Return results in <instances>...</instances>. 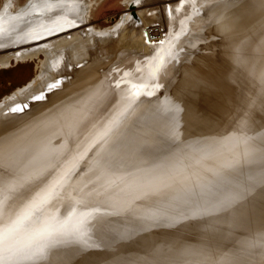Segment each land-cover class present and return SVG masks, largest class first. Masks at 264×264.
Instances as JSON below:
<instances>
[{"label":"bare ground","instance_id":"bare-ground-1","mask_svg":"<svg viewBox=\"0 0 264 264\" xmlns=\"http://www.w3.org/2000/svg\"><path fill=\"white\" fill-rule=\"evenodd\" d=\"M30 1L34 2V0ZM145 1L147 0H142V4L137 7L134 6V0H125L127 9L123 12L120 21L116 25L114 24L115 26L109 28H102L91 21L92 10L95 8L96 0H75L73 4L65 2L63 6L54 7L50 12L44 13L42 17L37 15L26 16V19H24L26 22L24 23L20 20H8V17L28 11L30 8V6H27L28 1L26 2V7L24 3L22 5L24 8L19 10L17 4L15 6L16 10L9 2L8 6L13 10L10 7H7L8 9L4 7L3 10H0V14L5 15L4 27L6 29H16V31L11 32L9 35L0 36V44L4 45L3 48H0V66H5L13 61L35 60L38 67L32 79L0 101V129L4 130V126L8 125L9 122H13L15 126L24 125L23 128L26 129L25 125H33L39 119L45 120L47 117L44 115L47 112L56 113L64 104L71 105L73 102L75 103V101L79 100L76 103L79 105L72 111H68V114H70L68 124L72 127L70 144L63 147H61L62 145L57 146L54 152H50V156L54 158L55 153L56 158L52 160L51 166L49 165L46 168L48 174L43 177L45 183H50L57 179L64 170L70 168L73 158H78L104 130L108 122L114 117H118V114L125 108H127V111L124 115L118 117L121 124L119 128L114 129V139L109 140L107 144L101 141L87 152V155L84 156L87 158L85 162L87 165L84 166V170L78 167L72 179L65 184L64 187H68L66 189L63 188L65 189L64 191H68L69 185H74L72 187L75 190L74 194L76 192H78L76 194H79V190L84 188L85 184H87V188H84L85 192L92 189H95L96 192V189L104 187L105 173L98 172L96 169L98 163H104L105 159L109 161L107 164L108 174L117 183H119V179L113 177V172L124 173L123 176L125 177L127 172L135 171L137 167H148L149 165L141 164L127 155L126 148L117 151L114 150L113 145L115 143L128 145L130 142L149 145L151 142L158 143L162 139H166L168 134L164 131H168L170 127L166 122L158 118L157 111L164 110L167 114V121L174 124V114L166 111L170 105L180 106L181 112L177 118L180 125L183 122L198 124L199 127L196 128V132L205 129L207 130L205 134L208 136L211 128L224 124L223 118H221L222 114L215 116L219 112L220 107L224 108L222 110L226 114L231 111L232 113L234 112L236 99L232 93L238 91L237 88H240L241 82H245V78H249L250 83L254 84L255 78L264 77V9L258 7L260 0H241V3L237 6H233L231 0H228L229 4L227 7L220 5L218 12H221V14L217 16L218 25L215 26H218V30L224 33V43L218 51L211 48V51L201 58L195 57L193 55L195 52L192 54L187 53L184 50L185 48H181L180 39H174V37L180 35L188 18L191 16L187 12L188 6H194L196 0H163L162 4L153 7L151 5V7L145 6ZM154 1L156 2L157 0ZM16 2L18 3L17 0ZM31 2L29 3L30 5L32 4ZM52 2L56 4L57 0H52ZM194 11L197 12V10ZM64 14H67L69 19L75 20L77 27L67 28L65 26L66 30L64 32H57L51 36L44 33L45 39L39 41L33 40L23 34L29 26V21L34 25L42 18L47 22L56 16ZM128 15L132 16V22H129ZM136 21H139V24L136 25ZM20 22L23 23V26L17 27ZM156 25L159 26L160 31L154 36L150 33V29ZM48 26L51 27L53 25L48 24ZM87 26L89 28H86ZM100 32L107 33V35L100 37L97 35ZM160 40H165L163 46L159 43H151ZM37 45H42V47H37ZM173 53L176 54L175 59H172ZM143 57L146 60L144 63L142 62L143 67H140L142 71L137 76L134 75L135 77L131 78L137 81V85L149 83L150 88L156 82L160 86V83L164 82L165 88L174 86L173 90L175 94L173 96L169 94L171 97L150 102L144 95H140L139 98L133 96V89L130 90L127 85H120L119 88L116 87V83H114L115 86H111V83L104 85V80H102L104 76L106 80L109 76H113V81H115L123 72L133 70L136 58L140 59ZM184 60L189 63L180 68L179 65ZM194 60L196 61L194 62ZM57 61L59 62V66L54 68L53 63ZM164 63L165 66L162 67ZM80 64L82 65L78 68ZM120 66L124 68L122 67L121 70L118 68L119 71H117V67ZM101 68H103L104 72H108V75L103 74L104 72L101 73L102 71L99 72ZM159 71H161L160 74ZM162 73H166V79L161 78L160 75ZM157 74L160 77L159 81L153 80ZM228 74H231V76ZM69 76L74 77L72 81H69ZM58 79H63L61 87L47 92L44 101L33 102L31 100V97L35 93L40 91L45 92L47 85L54 83ZM216 86L223 87V91L218 92ZM92 87L96 88L92 91ZM144 91L146 90L144 89L141 94L145 93ZM225 95L226 100L224 99V101L222 97ZM262 99L261 103L264 104V98ZM15 102H19L20 104L24 102L28 103L29 108L23 113H8V109ZM129 104H131V107H128ZM146 110L148 111L142 120L140 118L142 115H139ZM139 112L140 114L137 116L139 118L136 117L137 123H134L135 121L129 122ZM128 124L132 129L129 131L126 128L122 130ZM36 125H39V122ZM160 125L166 126L161 128ZM17 128L19 127L17 126ZM21 129L19 131H22ZM17 130L14 129V131ZM179 131L181 133L180 139H185L187 137L184 133L185 130ZM8 132L10 133V130ZM8 132L6 130V133ZM4 133L5 131L3 135ZM189 137H191L189 142L193 141L196 138L195 133H192ZM255 138H257V135ZM236 141V139L231 138V142L227 145L217 146L216 155H223L231 146L237 144ZM201 147L203 145L195 144L193 147H189L188 150L181 148L180 150L177 148L172 149L183 159L184 172L189 173L200 167L202 163H196V161L199 159L201 153L196 151V149ZM44 151L47 150L44 149ZM89 152L91 153L89 154ZM215 159L214 162L222 161L219 157ZM214 162H209L208 164H216ZM217 166L218 168L220 167L219 164ZM259 168L260 165L257 166V169ZM87 169H91V171ZM41 170H44V167H41ZM85 171H88V173H84ZM91 173H101L102 176L97 180L95 176H91ZM207 176L208 174L205 175L200 183L207 182L209 178ZM36 183L38 182L28 180L22 188H8L6 192L0 194V229L8 223L9 217H14L21 210L27 199L30 198L25 197L23 194L29 192ZM38 190L36 189V191ZM60 191L62 192V190ZM67 193L64 196L61 193L63 197L60 200L68 196ZM109 194L108 192L104 198H95L96 196L94 195L89 197L87 210L95 208L97 204L103 205L104 200H109ZM160 194L161 192H158V195ZM31 195H35V192H31ZM69 195L71 196V193ZM249 200L250 198L243 202L241 211L237 213V220L244 217L246 212L252 213V215L250 214L251 216L247 213V217H252L253 213H257L252 209L246 211V206L251 203L250 207H248L249 209L253 206L255 208H262L261 206L256 207L252 202L253 200H250L251 203H248ZM61 202H56V207H59L60 212L56 213L55 208H52L49 214L63 215L66 213L71 201L66 202L64 200ZM259 208L257 209L258 212ZM82 210H85L83 206H78V211ZM254 216L252 218H255ZM250 220L246 224L247 226L248 224H256L255 219L252 222ZM261 224L259 225L260 228H262ZM246 228L245 230H247ZM254 235L256 234L254 233ZM187 262H189L188 258L183 264Z\"/></svg>","mask_w":264,"mask_h":264},{"label":"rangeland","instance_id":"rangeland-1","mask_svg":"<svg viewBox=\"0 0 264 264\" xmlns=\"http://www.w3.org/2000/svg\"><path fill=\"white\" fill-rule=\"evenodd\" d=\"M5 1L0 0V10H3L4 7H10L8 6V2L10 5L12 4L13 8L17 4L18 10L24 8V6L26 7L27 1V6H30L29 3L31 2H29V0H17L19 3L18 4L16 0H10L8 2L6 1V4ZM12 1L15 3V5H13L14 3ZM152 1H145V6L147 5L149 7H153L163 3V0H157L156 2L154 0ZM96 3L94 5L95 8L92 10L91 21L102 28L115 26L120 21L123 12L127 9L125 0H96ZM228 4V0H196L194 6H188L187 12L191 14V16L188 18L185 27L178 36L181 41V48H185L184 50H186L189 54L195 52L193 55L195 57L197 56L198 58L206 55V53L211 51V48H214L218 51L220 46H222L224 43L225 38L224 33L218 30V26H215L218 25L217 16H220L219 14H221V12H218V10L220 5L223 7L225 5V7H227ZM10 9L12 8L10 7ZM14 9H16V7ZM194 10H197V12ZM20 21L23 23L26 22V20ZM21 22L17 25V27L23 26V23ZM204 25L206 26L204 27ZM86 28H89V26ZM145 60V57L140 59L136 58L133 64V70H128L129 72H123L119 77H117L115 81H113V76H109L107 80L104 79V76L102 79L104 80V85L111 83V86H115L114 83L123 79L124 81H127V83H121V85H127L131 90V85L137 84V81H134L131 77L134 75L137 76L142 71V68L140 67H143ZM195 61L196 60H194V62ZM187 63L189 62L185 60L182 61L179 65L180 68H182ZM81 65L82 64L78 65V68H80ZM138 66L140 71L137 70ZM164 66L165 63L162 67ZM122 67L123 66L117 67V69L119 68L121 70ZM37 69L38 67L36 66L35 60H25L18 62L13 61L12 63L5 66H0V101H2L5 96L11 94L14 90L25 85L30 79H32L36 74ZM102 69L103 68H101V70L99 69V72L102 71L101 73H103L104 71ZM124 73H128V75L125 76ZM160 73L161 71H159V74ZM103 74L108 75V72H104ZM116 75H118V73H116ZM228 75L231 76V74ZM70 76L68 77L69 81H72L74 77ZM160 76L163 79L167 78L166 73H162ZM159 79L160 77L157 74L153 80L159 81ZM148 84L149 83H143V85L147 86L145 90L147 92L153 91L155 94L148 96L146 91H144L145 93H142L141 95H144L150 102L166 99L175 94L173 90L174 86L165 88L164 82L160 83L161 87L159 89H154L153 86L150 88ZM155 84H157V82L153 85ZM95 88L96 87H92L91 90L93 91ZM222 88L223 87L221 86H216V90H218V92L223 91ZM143 90L141 92H143ZM237 90L238 91L235 93H232L236 99L234 112L232 113L231 111L226 114V112L222 110L224 108L220 107L218 110L219 112L216 113L215 116L222 114L221 118H223L222 120L224 121V124L211 128L208 136L205 134L207 133V130L205 129H201L196 132V128L199 127L198 124L183 122L180 125L181 128H179V130H185L184 133L187 135L185 139L182 138L178 141H175L174 138H169V136H166L167 138L162 139L160 142L171 145L173 150L176 148L179 150L180 148L183 150H188L189 147H193L195 144H201L204 146L210 140L220 141L225 137L230 138V140L231 138L236 140L247 139L248 143H240L231 146L228 150H226V152L223 153V155H215L213 159L204 161L200 167L192 172H184L185 170L183 168L180 178L170 182L167 186L150 190L147 195H143L139 200H133L131 196L125 197L122 201L121 209L110 208L109 204L111 202L107 199V201H103V205H95V208H99V212L93 213V217L90 218L85 225L89 228L90 235H92L94 239H97L99 236H101V234L105 233L107 227L110 224L120 230H132L143 226V224L146 222V215L157 211L169 203L176 202V198L183 196L188 189H192L194 192H199L200 185L215 183L218 179V176L214 174V170L227 171V169H224V165L226 163L239 161L236 167L238 169H242L245 174H255L261 170L262 163H264L261 160V157H264V104L261 103L263 100L262 98H264V77L261 76L259 78H255L254 84L250 83L249 78H245V82H241V86L240 88H237ZM169 94H171V96ZM222 98L223 100H226V95ZM78 102L79 100L75 101V103L73 102L71 105L64 104L62 107H60V109L57 110L58 112L56 111V113L47 112L48 114L50 113V115L46 113V115H44L47 117L45 120H37L39 125H36L38 122H35L33 125L28 124L25 125V129L23 128L24 125H17L19 127L17 128L13 122H9L8 125L4 126V130L0 129V172L2 171L0 173V181H2L0 182V194L6 192L8 188H22L24 185H26L29 177L35 176L38 172H40L41 167H44V169L48 168L52 160L56 158L55 153L53 158L50 156V152H54V149L57 146L62 145L61 147H63L70 144V133L72 127H70L68 124V118L70 117L68 111H72L74 108H76L79 105L76 104ZM147 111L148 110L143 111L141 114L140 112L136 113V115L133 116L129 122L135 121L134 123H137V118H139L137 116L139 114V116L142 115L140 118L143 120ZM157 115L159 116L158 118L166 122L170 128L173 126V122L167 121V114L164 110L157 111ZM163 126H161V128ZM125 128L128 131L132 129L129 124L123 127L122 130H125ZM170 128L168 129L170 130ZM14 129H18L17 131L21 129L22 131L17 132L14 131ZM6 130L7 132L10 130L11 134L9 132L6 133ZM169 130L162 131L168 134ZM4 131L5 133L3 135ZM192 133H195L196 138L189 142L191 140L189 135ZM256 135L257 138H255ZM160 142H151L149 145L156 147L160 144ZM44 149L47 151H44ZM91 152H89V154ZM246 153H250V155ZM216 157H219L220 160L222 159V161L214 162ZM86 160L87 158L84 157L83 160L79 162L78 167L82 168L81 170H84V166L87 165L85 164ZM209 162H214L216 164H208ZM207 164L210 166L208 167ZM218 164L220 165L219 168L218 166L216 167ZM258 165H260L259 169H257ZM88 171H85L84 173H88ZM113 173L114 175H112L114 178L124 175V173L118 171ZM206 174H208L207 177H209L208 179L206 178L207 182L200 183ZM91 176H95L97 180H99L98 177L101 178L102 174L91 173ZM69 186L71 190L69 188L68 191H64L68 187L67 186L64 187L65 189H62V192L60 191L63 196L69 192L67 193V198L64 197L65 199L63 198V200H59L60 202L64 200L69 202V200L71 201V196L78 197V195H80V193L76 194L78 192L74 194L75 190L72 188L74 185ZM111 191L112 190H109V193ZM158 192H161V194L158 195ZM70 193L71 196L69 195ZM106 194H108V192L104 191V187L96 189V192L93 193V195L96 196L95 198H104ZM254 194L255 195L253 196H249L248 199L250 198V200H253L252 202L256 205V207L261 206L262 208H255L252 205L254 208L251 207L249 209V205L252 204L249 200L248 203L251 204L246 206V211H250L252 209L254 212H257L253 213L255 218H252L253 216L250 217L252 215L250 212H246L245 216L239 220L236 219L238 214L233 216L227 213H220L210 217L182 221L180 224L172 228L153 227L148 231L139 233V235L135 236L132 240L123 243L120 246L121 254L129 258H135L137 256H143L148 246H160L165 249L168 256L174 259L175 264H183L187 258L189 262L186 264H223L224 257L240 248L244 242L257 241L259 233L264 232V216L262 217V215H264V211H261L264 210V196L259 190ZM62 195L60 199H62ZM121 196H123V194H121ZM258 208L260 209L259 212L257 210ZM106 213L114 214L105 215ZM247 213L248 215H251L247 217ZM254 219L256 221L255 225H246L249 220L252 222ZM260 223H262V228L259 226ZM207 225H210V227H206ZM245 228L248 231L250 230V232L248 233ZM254 233L256 235H254ZM97 242L100 241L97 240ZM168 249H171L172 251L168 252ZM183 249H190L191 254L181 255L180 252ZM259 250V248L256 249V251ZM56 259L57 256H53L51 264H55ZM110 260L111 254L109 252H106L103 249L92 250L87 255L86 264H108ZM256 260L259 261V256L256 257ZM42 264H49V262H42ZM77 264H81V262L78 261Z\"/></svg>","mask_w":264,"mask_h":264},{"label":"snow or ice","instance_id":"snow-or-ice-1","mask_svg":"<svg viewBox=\"0 0 264 264\" xmlns=\"http://www.w3.org/2000/svg\"><path fill=\"white\" fill-rule=\"evenodd\" d=\"M65 2L73 4L75 0H57L56 4H53L52 0H34L28 11L9 16L8 20H24L26 16L31 15L42 17L44 13L50 12L54 7L63 6ZM231 3L233 6H237L241 0H231ZM141 4L142 0H134V6L139 7ZM258 7L264 9V0H260ZM169 11L171 12V10ZM128 20L132 22L131 15H128ZM135 23L139 24V21ZM4 24L5 15L0 14V36L16 31V29H6ZM28 24L29 26L23 34L37 41L45 39L44 33L51 36L57 32H64L65 26L67 28L77 27L76 21L69 19L67 14L56 16L47 22L42 18L34 25L31 21ZM48 24L53 26L50 27ZM97 35L103 37L107 33L100 32ZM178 38V36L174 37V39ZM151 43H159L163 46L165 40ZM3 47L4 45L0 44V48ZM37 47H42V45H37ZM175 58L176 54L173 53L172 59ZM58 66V61L53 63L54 68ZM137 70L140 71L139 68ZM117 71L119 70L117 69ZM124 75L127 76L128 73H124ZM62 83L63 79H58L54 83L48 84L45 92L32 96L31 100L33 102L44 101L46 93L60 88ZM121 83H127V81L118 80L116 87L119 88ZM131 87L133 96L137 98L140 97L141 90L147 88L146 85L137 84H132ZM160 87L159 84L153 85L154 89ZM154 94L153 91L147 92L148 96ZM128 107H131V104ZM28 108V103H17L8 109V113H23ZM126 111L127 108L121 111L118 117H122ZM166 111L174 114L175 121L168 136L178 141L180 139V124L177 118L181 108L179 105H170ZM118 117H114L108 122L92 144L78 158H73L71 167L64 170L57 179L45 183L43 177L48 174L47 169L29 177V180L38 182L29 192L23 194L30 198L14 217H9L8 223L0 229V264H42V262L51 264L53 256H57L55 264H77L78 261L81 264H86L88 253L99 249L111 254L108 264H175L174 259L168 256L165 249L160 246H148L143 256L135 258L122 255L120 246L132 240L139 233L153 227L172 228L182 221L210 217L220 213L236 216L241 211L243 202L249 196L258 190L264 194V163L258 173L245 174L242 169L236 167L239 161H232L224 165V169L227 171L214 170V174L218 176L215 183L200 185L199 192L188 189L183 196L176 198V202L169 203L146 215V222L143 226L132 230H120L110 224L105 233L94 239L90 235L89 228L85 225L93 217V213L99 212V208L87 210L89 197L95 192V189L85 192L84 188H87V184L79 190L81 194L78 197H71V203L66 213L57 215L49 214V212L52 208H55L56 213L60 212L59 207H56V202L61 198L60 190L75 175L79 162L83 160L87 152L101 141L107 144L109 140L114 139V129L119 128L121 124ZM230 142V138L227 137L220 141H208L203 147L196 149L201 153L196 163L213 159L217 154V145L223 146ZM236 143L247 144L248 141L247 139L237 140ZM113 148L117 151L126 148L127 155L135 161L149 166L137 167L135 171L127 172L125 174L127 178L118 177L119 183H117L108 174L107 164L109 161L105 159L104 163H98L96 171L105 173L104 191L112 190L108 196L111 202L109 207L112 209H121L122 201L127 196H131L133 200H139L150 190L167 186L170 182L181 177L184 161L176 152L172 151L169 144L160 142L158 146L153 147L139 142H130L128 145L115 143ZM246 154L250 155V153ZM261 160L264 162V157H261ZM112 174L114 175V173ZM36 189L39 190L36 191ZM33 191L35 195H31ZM78 206H83L85 210L78 211ZM108 214L114 213L105 215ZM206 227H210V225ZM257 248L260 250L256 251ZM167 251L171 252L172 250L168 249ZM180 254H191V250L183 249ZM257 256L260 258L259 261L256 260ZM223 264H264V232L259 233L257 241L244 242L240 248L224 257Z\"/></svg>","mask_w":264,"mask_h":264},{"label":"built area","instance_id":"built-area-1","mask_svg":"<svg viewBox=\"0 0 264 264\" xmlns=\"http://www.w3.org/2000/svg\"><path fill=\"white\" fill-rule=\"evenodd\" d=\"M158 31H160L158 25H156V26H152L151 29H150V33H152L154 36L157 35V32H158Z\"/></svg>","mask_w":264,"mask_h":264},{"label":"water","instance_id":"water-1","mask_svg":"<svg viewBox=\"0 0 264 264\" xmlns=\"http://www.w3.org/2000/svg\"><path fill=\"white\" fill-rule=\"evenodd\" d=\"M41 92V91H40ZM40 92H37V93H35L34 95H37V94H39ZM17 103H19V102H15V103H13L12 104V106H14L15 104H17ZM25 103V102H24Z\"/></svg>","mask_w":264,"mask_h":264}]
</instances>
